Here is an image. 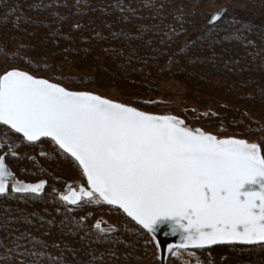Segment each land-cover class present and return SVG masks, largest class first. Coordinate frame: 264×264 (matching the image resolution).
I'll return each mask as SVG.
<instances>
[{"label": "trees", "instance_id": "1", "mask_svg": "<svg viewBox=\"0 0 264 264\" xmlns=\"http://www.w3.org/2000/svg\"><path fill=\"white\" fill-rule=\"evenodd\" d=\"M232 3L247 7L264 0H0V71L10 65L43 70L34 60L41 46L54 63L71 59L76 70L88 71L72 75L61 67L58 83L74 90L115 89L121 102L156 93L160 80L174 79L223 101L216 115L198 124L211 121L207 124L245 139L256 135L253 142L264 143V26L233 11ZM214 5L225 11L208 23ZM135 103L145 110L157 105ZM1 154L16 177L45 178L48 184L39 194L9 188L0 195V264H19L21 258L13 260L7 249L21 233V251L35 247L45 253L37 264H159L152 236L118 208L59 199L51 188L53 175L84 179L49 139L30 144L18 138L11 146L0 136ZM109 214L114 219L101 226L111 230L101 233L95 224ZM30 238L42 244H30ZM250 247V252L229 248L219 258L201 255L196 264H264V245Z\"/></svg>", "mask_w": 264, "mask_h": 264}, {"label": "snow or ice", "instance_id": "2", "mask_svg": "<svg viewBox=\"0 0 264 264\" xmlns=\"http://www.w3.org/2000/svg\"><path fill=\"white\" fill-rule=\"evenodd\" d=\"M0 125L30 144L47 138L74 161L86 186L60 195L65 204L114 206L154 240L167 225L181 235L179 249L264 245V143L218 138L177 116L70 91L17 68L0 73ZM5 160L0 156V195L9 187L14 193L44 189V181L15 179ZM101 223L95 224L101 233L111 230ZM24 238L21 233L7 251L19 264L30 257L28 264H37L45 253L21 251Z\"/></svg>", "mask_w": 264, "mask_h": 264}, {"label": "rangeland", "instance_id": "3", "mask_svg": "<svg viewBox=\"0 0 264 264\" xmlns=\"http://www.w3.org/2000/svg\"><path fill=\"white\" fill-rule=\"evenodd\" d=\"M221 6H218V5L212 6V12L219 9ZM231 6H232L233 11H240L241 14L242 12H244L245 16H251L253 20H255L256 23L264 26V5H252V6L246 7L243 5H239L237 3H232ZM34 60L37 63L42 64L43 70L37 71V72H31V71L30 72L34 74L35 76H42V77L46 76V78L52 81H55V82H60L57 79V77H59V75H64V73L61 70V67H64V66L67 69H71L70 73L72 75H76V74L78 75V74L88 72L86 71V69L83 71L76 70L71 59L54 63L51 60L47 50L41 46L38 47L37 52H35ZM13 67L19 68L16 65H10L9 68H13ZM4 70L5 69H2L0 73L3 72ZM52 75H56V76L53 77ZM83 90L97 92L107 97H110L112 99L119 100L118 92L115 89L101 90L98 88H89V89H83ZM131 98L132 100L122 101V102L134 105L136 107H139V106L135 103V101L139 99L149 100L150 103L157 102L156 103L157 105H154V109L147 110V111L154 112V113H162V114L170 112L172 114L181 116L184 119L187 118L186 120L192 122L193 124L196 123L195 125L198 124L197 122L199 121V119H203L205 121L206 119H208V117H210L209 115L211 116L216 115V113L219 112L218 106L223 104V101L217 99L216 97H211V96H206V95L203 96L198 92L191 91L185 86L179 84L174 79L160 80L158 82V92L156 93L149 92V93L138 94V95L133 94L131 95ZM206 122L211 123V121H206ZM207 123L205 124L203 123V125L201 123L198 125L202 126V128L205 129L206 131L216 134L218 137H227V136L241 137L239 133H237L236 131H233L230 128L215 127ZM248 129L251 130L252 127L251 128L248 127ZM251 131L255 132L254 129ZM6 133H7V138H5ZM0 136L5 143H8L11 146L16 145L17 140H18L17 134H15L14 132L10 131L7 128H4L1 125H0ZM254 137L257 138L256 135L248 136L246 138L248 141H253L255 140L253 139ZM42 146H43L42 144H39L40 149L42 148ZM83 179L84 180L79 179V178L63 179L59 175H53V178L51 179V188L55 192H58L62 195L68 191L69 184H72V186L75 188H77L79 184H86L85 178ZM47 184H48V180H47ZM113 219H114L113 214L99 217V220L101 222L112 221ZM250 246L252 245L230 244V245L212 246L206 249H187L185 250V249L173 248L170 250L168 254L167 261H169V264H196V263L201 262V255H204V256L213 255L215 258H219L221 256V253L229 248H233L235 250H239L242 252H250L252 251V248ZM173 253H175V255H173Z\"/></svg>", "mask_w": 264, "mask_h": 264}, {"label": "water", "instance_id": "4", "mask_svg": "<svg viewBox=\"0 0 264 264\" xmlns=\"http://www.w3.org/2000/svg\"><path fill=\"white\" fill-rule=\"evenodd\" d=\"M224 11H225V8L221 7V8H219V9L215 10L214 12H212L211 15L209 16L208 23H214L215 21H217L218 19L215 20V21H213V20H212V17H213L215 14L219 13V14H220V15H219V18H220V17L223 15ZM13 68H16V67H13ZM9 69H12V68H9ZM17 69H20V70H22V71L28 72V73H30L31 75L35 76L34 74H32L31 72H29V71H27V70H25V69H22V68H17ZM2 73H3V72H2ZM35 77L48 79V78H45V77H42V76H35ZM48 80H49L51 83H56V84L61 85L62 87H65V86H64L63 84H61V83H58V82L52 81V80H50V79H48ZM65 88L68 89V90H70V91H87V92H91V93H93V94L100 95V96H102V97H104V98H106V99H110V100H112V101H114V102H119V103L126 104V105H128V106H130V107H135V108H137L138 110L143 111V112H146V113H149V114H154V115H174V116H177L178 118L184 120L185 123H186V125L189 126V127H191V128H200L201 130H203V131H205V132H207V133H211V134H213V135H216V134H214V133H212V132L206 131L205 129H203L202 127H200V126H198V125L193 124L192 122H190V121L184 119L183 117L178 116V115H175V114H172V113H170V112L163 113V114H162V113H154V112H150V111L144 110V109H142V108L136 107V106H134V105L127 104V103H124V102H121V101H118V100L112 99V98H110V97H107V96H105V95H103V94H100V93H97V92H93V91H89V90H74V89H69V88H67V87H65ZM6 127H7V126H6ZM15 134H16V133H15ZM17 135L20 136V134H17ZM216 136H217V135H216ZM217 137H218V136H217ZM228 137H234V138H238V139H245V138L235 137V136L218 137V138H228ZM43 139H47V138H43ZM245 140H247V139H245ZM247 141H248V140H247ZM249 142H253V141H249ZM255 143H256V142H255ZM0 156H4V155L1 154ZM5 162H6V161H5ZM6 165H7V167L9 168V170L12 171L11 168L9 167V165H8L7 163H6ZM12 172H13V171H12ZM13 174H14V173H13ZM14 178H15V179H18V180H21V181H23V182H25V183H38V182H40V181H44V182H45V187L47 186V180H46L45 178H42V179H39V180H36V181H26V180H24V179H19V178L16 177L15 175H14ZM85 181H86V178H85ZM10 183H11V182H10ZM81 185H82V184H79L78 187L75 188V187H73L71 184H69L68 191H69L70 189H74V190H76V191H79V188L81 187ZM83 185L86 186V184H83ZM9 188H10V187H9ZM68 191H67L66 193H64V194H67ZM113 207H114V206H113ZM119 210H120V209H119ZM120 211L123 213L122 210H120ZM123 214H124V213H123ZM124 215L126 216V214H124ZM126 217H127V216H126ZM127 218H129V219L131 220L130 217H127ZM133 222H134V221H133ZM134 223H135V222H134ZM148 234H149V233H148ZM150 235L152 236V234H150ZM154 235H155V237H156L155 240H154L155 243H156V246L159 245V247L157 246V250H158V258H159V264H166V262H167V258H168V254H169L170 250L173 249V248H176L175 246L180 244V242H181V235H180L179 233H177L176 235L171 234V232H170V230H169V227H168L167 225H161L160 228L158 229V231H157ZM218 245H230V244H218ZM240 245H243V244H240ZM214 246H217V245H214ZM211 247H212V246H211ZM190 249H191V248H190Z\"/></svg>", "mask_w": 264, "mask_h": 264}, {"label": "flooded vegetation", "instance_id": "5", "mask_svg": "<svg viewBox=\"0 0 264 264\" xmlns=\"http://www.w3.org/2000/svg\"><path fill=\"white\" fill-rule=\"evenodd\" d=\"M1 126H3V125H1ZM4 128H7L6 126H3ZM11 131V130H10Z\"/></svg>", "mask_w": 264, "mask_h": 264}]
</instances>
